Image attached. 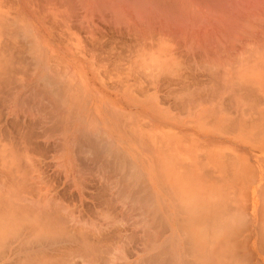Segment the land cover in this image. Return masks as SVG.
I'll return each mask as SVG.
<instances>
[{
  "label": "bare ground",
  "instance_id": "obj_1",
  "mask_svg": "<svg viewBox=\"0 0 264 264\" xmlns=\"http://www.w3.org/2000/svg\"><path fill=\"white\" fill-rule=\"evenodd\" d=\"M192 1H190V2H192ZM235 1L242 3V5L243 4H246V5H244V7L241 5V8L243 7L242 8L243 12H240V13L239 12L235 13L232 10V8H236V7H234L233 4H232V6L230 5L229 7H231L230 8L231 12L229 11L230 12L229 16H233L234 19H235L234 15L242 17L243 16L242 13L245 14V12H246L245 9L248 8L249 2L251 5V7H249V8H252V11H251V9L248 11L249 12L251 11L250 13L252 15H250V13H249V15L245 14V16L247 15V20L245 19L244 16H243L244 18L242 17V19H243V21L246 20L247 22H244V23H242V20L239 22L240 19L239 20L235 19L236 21H234V23H235V25H237V27L235 25H234V27L237 29H235L233 27L234 23L232 24V23H230V21L228 23V21H227L229 26L232 24L231 28H230L231 31L233 30V28L235 29V31H237L236 36L238 37L237 38L236 36H234V38H232V39L230 38V40H234L235 38H237V43L235 42L236 41L235 40V41H233L234 43L231 42L230 44L231 45L237 44L238 46H239V44H240V46H241V44H243L242 46L244 47V45H245V49H247V51L248 50L249 51L247 52L245 50V52L244 51L241 52V50H240V52H237L239 55L236 53V55L234 54V57L231 55L229 57V53H228L227 58H224V55L226 56L225 53L227 50V48L224 47V45L226 43L224 41L226 40L227 35H229L231 31L229 30V28H227L228 24L225 23V21H221L222 18L217 19V22L219 23V25L212 26V28H213L212 31H214L213 34L214 35L216 34L215 35L216 37L213 35H211V36H213V40L215 42H217V45H216L217 50H218V47L220 49L223 47V53L225 52L223 55V58H224V61L225 60H227V61H225V63L224 62L219 63V64L215 63V61H216L215 59H217L216 56L220 55L221 53H220V50H219V52L217 51V54L214 51L213 53H215L216 56H215V54H213L215 56V58L213 59L214 62H212V64L215 63L214 65L217 67L214 66V68H213L211 64L207 65L206 60H207V57L209 56V53H208L207 54L208 56L206 57V60H205L206 62L204 60H202L205 63L204 65L202 64L203 70L207 74L205 81L202 80L204 78L201 79V77L200 78L197 77L200 74H197V76L195 74L196 72L193 74L192 73L193 71H191V69H190V71H191L190 73L193 74L192 76H194L193 77L194 78L193 83L191 82V80H192L191 78H189V81L191 82V84L187 80V77H190V75H187V77H186L185 76L186 74H184L185 64L187 62L182 60V58H183V57L181 58L182 55L178 56L180 54V50H179V54H178V48H180V46L178 44V38L180 37V35L177 32H175L174 34H177L176 36L179 35V37H176L175 35L174 36L176 38L173 37V35L171 37V34H169V30L171 29L172 26L169 27V26L163 25V27H164V28L162 27L163 32H164V29H166L165 33H163L161 30V32L164 34L163 35L164 37L162 35L160 36L158 33V35L161 38L162 37L164 38L163 39L164 42H162V46L160 45V47H159V49L161 47L163 49V50L160 49V50H162V53L160 51L161 59H163L162 56L164 53V60L162 61V63L164 62V72H162L161 70L159 72L164 73V75H163L164 83H165V81L167 82V84H168L167 88H169V89L175 88V90H173V92H171L172 90H168L170 92V94H168V95L171 97L172 100L174 99V104H172V106L178 112H185L184 109L188 105H189L188 109L191 108L193 110L190 114H188L186 116L189 120L179 121L178 119H176L177 117H172L171 115L167 114L166 112L168 110L164 111V118L166 119V121L170 122L171 124H172V122H174V123L179 124V125L175 126L174 124H172V126L174 127L172 129L164 128V139L163 138L161 139V137H163L162 135L159 136L157 134L156 135L153 134L154 133L153 131L156 130L157 126L153 125L152 127L155 126L156 128L154 130H152V129H150L151 127H149V125H148V128H149V130H148L147 128H144L143 126H138V124L135 120L130 119V118H133L130 115H128V119H126L121 114L107 111V113L109 114V119L115 120V118H118L120 120L121 124L117 128V132L122 134V136L124 137V144H128V146H130V148H134L133 146H135V148H136V146H137V148H140L141 151L143 152V155H146V156L149 155L148 157L149 158L151 157V160H155L153 163L151 162L154 167L159 165L158 160L160 158H164V165H163L164 166V173H168V175H167L166 179H162V181H159V182H160L161 187L164 186V188H162V189H164V217H163L164 220L163 221H164V224L167 225V227H170L168 229H170L171 231L169 232L168 230H166L169 232V235H168L169 241L164 239L163 243L160 242L157 245L154 244L156 246V250H157L158 254H160V255H158V254L157 255L160 256V258H161V256L163 258L166 257L163 259L164 263H163L162 259H161V261H159V262H162L163 264H264V259L261 260L260 262H258L257 258L254 257L255 255L253 256L252 254H250L251 251L248 252V248H249L248 245L250 244V242L248 244L246 243L247 240L244 243L240 242L242 240L241 239L242 236L246 238V236H248L249 234H252V229H251V220L252 219L250 218V215H249V214H251V211L249 210L250 205H248V203H249V190H250L249 188H250V185H252L251 181L253 178V176H252V174H253V165H252L253 162L251 161V159H248L250 157L246 156V151H250V150L256 151L258 149V151L261 150V152H264V141H262V138L264 137V110H263L262 106H264V103L262 106H258L259 104L257 102V98L255 97V94L258 93V90L261 88V86L264 82V37L259 36V32H258V34H256L258 29H259L258 28V25L260 24L259 22H262V21L264 22V0H241V1L234 0V3H238ZM4 2H6V1H4ZM190 2H188V3H190ZM227 2H228V0H227ZM245 2H247V3H245ZM23 3H24L23 5H25L24 8L27 9L29 12H31L32 15H34V12L36 9L34 7L32 9L29 6L30 5L29 2L27 3V2L23 1ZM174 3H175V1H174ZM3 4H6V3H3ZM16 4L12 3L9 5L14 6ZM170 4H171V2H170ZM192 4H194V3H192ZM173 5H175V4H173ZM112 7H113V5H112ZM237 7H238V5H237ZM21 8H23V7H21ZM238 8H240V7H238ZM8 9H6V7H3L2 4L0 3V98L2 100L7 101V102H5L7 104H5V103L4 104L8 105L7 106L8 109L6 108L8 114H11L12 112L25 113L27 111L29 113H31L34 110L37 113L36 114L37 116L34 115L35 116V117L33 116L34 118L31 116L32 119H35L36 117L40 118L41 114L44 113L47 115L46 116L47 121L52 123L51 125H52V128L54 127V129L51 130V128H49L50 132L48 134V137H50L51 134H54L55 137H57L58 139L66 140L67 138L70 139L71 138L70 136H73V138H76V136L78 137V135L80 134V136H82L83 138H84V136L87 137L86 139L85 138L84 139L86 141H88V143L89 142L91 143L92 141H94L92 143L95 144V142L98 141V143H97L98 145L95 144L94 148L99 147L98 149H100L101 147L102 148L104 147L103 149L101 148L104 151L100 150V152H101L100 153L99 150L97 149L96 151H98V152H96L95 157H97V159H98V156L102 157L101 155H103L105 153V156L109 155L108 157L106 156L107 158L114 157V161L112 160L113 158L111 159L113 161L112 166L115 165V164H113L115 162V158L117 161H119V162H115L118 164H116L117 166H113L114 168L111 167V165H110L111 162H110L109 165H106V166H109L108 169L111 170V168H112V170L113 169L115 170L116 167H119V164H120L121 166H120V168H117V173H118V169H121L122 171H128V172H126V174L122 172L124 174V176L120 179H118V177H116L117 174L114 173V171H112L113 174H115L114 175L115 179L117 178V180L121 181V182L118 181L120 183L119 184L120 187H118V188H121L123 186L122 184H124V187H122V188H125L124 190L120 189L122 192L119 191L117 188H115V190L120 192V195H119V193H117L118 197H116V198H118L117 200L119 201V204H122V206L120 205V207H122V209H124V206L126 207V205L129 202L134 207H137L138 204L139 205L141 204L142 207L145 206V204L147 203V202L145 203V201H147L146 198H145L146 200L143 201L145 204H142L143 202H138V199L140 200L141 197H138V199H137V196L139 194H141V195L144 194L145 196L148 195V202L149 203H147V204H150V206L147 205V206H149V207H147V209H148V211H150L152 209V207H151L152 202L150 200H152V198H153V194H151L152 189L149 188V187H151V184H150V186H148L147 182L145 181L146 180L145 176L143 177L142 174L144 172H146L147 170H151L153 168V166H151V164H146L143 167V164L141 165L140 163H138L139 160L134 156L138 154L137 152L139 149L134 148V149H131L129 151V150H127L128 147L125 148L124 145H122V144H120L121 146L118 148L115 144L116 142H115L114 138H113V140L110 139L109 134H107L106 132L101 133V131H103V130H101L98 127L99 123L96 122L94 117H93L95 120L94 122H95V124L98 123V125H96L97 127H95L94 124L91 125L92 120L91 119L88 120L90 118L88 105H90V104L89 103L86 104V98H87L86 91L83 90L82 88H80L79 86H77L76 84H74V83H76V79L74 78V76H72L68 73L69 70L67 69L66 65L61 62V60H59L56 57H51L50 55L47 54V52L44 50V48H46L45 42L41 39V37H40V35H38V33L36 34L34 32V30H32L31 25L25 21L24 16L23 15L21 16L20 14L19 15L21 17L20 16L16 17V15L12 16V15H14L12 11H14V10L16 11L17 8L16 9L13 8V10H11L12 8L11 9L8 8ZM118 9L119 8L117 7V10ZM223 9H224V7H223ZM113 11H114V9H113ZM140 11L141 10H139V13H140ZM224 12H225V9H224ZM19 13H21V11H19ZM137 13H138V11H137ZM192 13H191V16H193ZM197 13L198 14L201 13L204 15V13H202V12L197 11ZM15 14H17V13L15 12ZM69 14H68V16H69ZM141 14H142V18H144L142 12H141ZM198 14H197V16H198ZM207 14H209V13H207ZM210 14H212V13H210ZM216 14H219V13L216 12ZM226 14H229V13L227 12ZM137 15H140V14H137ZM194 15H196V12H194ZM214 15L215 14H213V16ZM220 15H221V13H220ZM145 16H147V14H145ZM249 16L252 18V20H253L252 22H249V20H248ZM140 17H141V15H140ZM158 17H159V15H158ZM171 17H172V15H171ZM193 17H192V20L195 18V17L194 18ZM69 18H70V16L66 19L68 20ZM225 18H226V16H225ZM225 18L223 20H225ZM236 18H238V17H236ZM173 19H175V18H173ZM185 19L186 20H183V21H186L187 23L185 22V25L186 24L188 25L189 19H187V18H185ZM203 19H205V18L203 17ZM170 20H172V19H169V21ZM182 20H181V22H182ZM143 21L139 20V22H141V23ZM172 21H171V23H173ZM177 21H178V19H177ZM199 21H200V18H199V20H197V22L199 23ZM205 21H209V20H205ZM213 21L216 22V17H215V20H213ZM193 22H194V20H193ZM63 23H64V25L63 24L62 25L65 26L66 22H63ZM132 23H135V22H132ZM144 23L145 22H143V24ZM161 23H159V25ZM194 23H195V26H196V24H198L196 22H194ZM208 23L211 25L212 22H208ZM236 23H238V24H236ZM146 24L148 27H150V24L148 22H146ZM146 24H145V26H146ZM205 24H206V22H205ZM213 24H214V22H213ZM133 25L135 27V24H133ZM175 25H176V23H175ZM187 25L185 26L186 29L182 30V31H184V34H185V36H183L184 38L182 37L185 40L183 45H184V47L188 45L189 48H191V49L196 48V51L197 50L199 51V49L202 48L203 45H205L209 42L208 41L209 39H207V37H205V36H209L208 31L211 27L209 26V28L207 29L206 27H204V25H201L207 30V31H201V30H195L199 26V24L196 26V28L194 27L195 29H193V27H192L191 30H189V26H187ZM193 25L191 23V26H193ZM261 25H262V28H264L263 27L264 23ZM44 26H46V25H44ZM201 26H199V27H201ZM153 27H155V26H153ZM221 27H223L222 30H220ZM46 28H47V26H46ZM135 28H137V27H135ZM151 28H152V26H151ZM151 28H149V29H151ZM45 30L43 29V31H45ZM47 30H48V28H47ZM145 30H147V29H145ZM139 31H141V30H139ZM158 31H160V30H158ZM235 31H233V33ZM135 32H136V30H135ZM238 32L240 33V36H238ZM154 33H156V32H154ZM171 33H173V32H171ZM180 33H181V31H180ZM227 33H229V34H227ZM233 33L231 32L232 35H233ZM55 34H57V33H55ZM55 34L52 35L53 39H54ZM143 34H144V32L141 35L143 36ZM204 34H207V35L204 36ZM65 35H67V33H65ZM71 35H74V34H71ZM254 35H255V37H254ZM55 36L57 38H59L57 35H55ZM137 36H139V32H138ZM220 36H222V37H220ZM56 37H55V39H56ZM148 37L145 38V40L148 39ZM59 39L57 40V42L59 41ZM61 39H62V37H61ZM61 39L59 42H61ZM69 39H71L72 42L74 41V40H72V39H74V37L71 38L70 34H69ZM151 39H149V42L151 41ZM145 40H143L144 45L146 44ZM152 40H154V39H152ZM159 40H162V39H159ZM71 41L67 40V42H65V40H64L65 46L67 47V48L65 47L64 49L67 53H68V48H69L68 44ZM155 41H156V39H155ZM227 42L229 44V41H227ZM140 43L143 45V42H140ZM140 43L138 42L137 44L140 45ZM181 43H180V45H181ZM61 44H63V43L61 42ZM147 44H149V43L147 42ZM212 44H213L212 49H214V47L216 48V46H214L215 43L212 42ZM122 45H124V44H122ZM234 45H233V47H231L233 52L236 50L234 48ZM129 46H130V44L128 45V47ZM148 46L149 45H147V47H144V49H146L147 51L150 47L152 48L153 45L151 46V44H150V47H148ZM124 47H122V48H124ZM128 47H125L126 49L124 48L125 51H127V49L130 48V47L129 48ZM140 47H141V45H140ZM173 47H175V48H173ZM235 47H236V45H235ZM153 48H155V53H156V50H157L156 45H154ZM208 48H210V46ZM239 48L243 50V48H241V47H239ZM172 49H176V51H173L174 53H172L171 52ZM181 49H183V48H181ZM237 49H238V47H237ZM136 50L139 51V49H137V48H136ZM202 50H203V52H205L204 48ZM137 51H136L137 54L134 53V58L131 56L133 58V59L132 58L130 59L131 60V62H130L131 68H129L128 70L126 69L127 70L126 71L124 68H127L126 67L127 65L125 67L123 66L124 68L122 67L121 61L119 60V58H121L122 56L119 55L116 58V60L118 59V62L111 60L112 63L114 64L113 68H112L113 69L112 74L108 73L109 75H107V76L105 75L104 77L108 78L112 82L115 81L116 84L112 85L111 89L113 88L116 91L118 90L117 92L122 91V92H124V94H128L131 96L136 95V94H140V93H141V95L142 94L145 95V93H146L149 96L154 95V97H155L156 94H153V93L149 94L152 91H150V92L146 91L148 89L146 85L148 83L150 84L151 87L154 84L156 86L157 85L156 83H158V85H159L160 82H158V80H159L158 77H160V75L158 73L159 76L157 77L156 68H155L156 71L154 69H152L151 66H153L152 64H154V63H152V64L147 63V60H148V57L150 54L147 55V53L142 51V50L139 52H137ZM238 51H239V49H238ZM78 52H79V50H78ZM175 52L177 55L175 54ZM191 52L192 51H190V53ZM233 52L231 51V53H233ZM119 53L122 54V51H120ZM182 53L183 52H181V54ZM194 53H195V55H197V57L200 56V55L196 54V52H194ZM245 53H247V54L245 55ZM151 55H152V52H151ZM151 55H150V57H151ZM156 55L158 56L159 54L156 53ZM189 56L188 57L186 56L187 59L189 58ZM154 57L155 56L152 57L153 60L156 59ZM186 57H184V60ZM192 57H190V58L194 61V59ZM218 57L220 58V56H218ZM198 58H200V57H198ZM198 58H196V60H195V62H193V64L196 63V61L199 62ZM152 59H151V61H152ZM222 59H220V62ZM210 60L211 59H209L208 61H210ZM234 60H236V61H234ZM211 61H210V63H211ZM108 62H110V60H108ZM190 63H187V67H188V65L189 66L191 65ZM200 64H201V62H200ZM208 64H209V62H208ZM161 65L162 64L160 63L159 68ZM194 65L196 67L197 63ZM205 65H207L206 66L207 68L204 67ZM218 65H219V67H218ZM156 66L158 67V65H156ZM121 67L125 71V73L122 72L123 76L120 72L122 70ZM199 67H201V65ZM106 69H105V71H106ZM153 70L155 73L153 72ZM187 70H189V68ZM107 71H109V70L107 69ZM97 72L94 71L93 74H97V76H99L98 73L100 71L98 73ZM105 74H106V72H105ZM118 74H120L121 76H118ZM109 76H110V78H109ZM200 79L202 81H200ZM31 80L34 81L35 84H31L29 86L22 84L25 82H30ZM161 80H162V78H161ZM147 81H148V83H147ZM102 82L104 83V85H107V83L104 80H102ZM158 85H157V87H158ZM160 87H162V86H160ZM164 87H165V85H164ZM108 88L110 89L109 86H108ZM30 94H32V99L34 98L36 101L37 100L39 101V104L36 102H35L36 105L34 104V102L31 99ZM170 97H168V98H170ZM262 97L264 100L263 92H262ZM23 98H24V100H23ZM155 102L152 101L151 103L150 102L148 103V101H146V102L142 103L141 105L146 106V108H147L149 105H152V103H155ZM17 103L19 105H21L18 110L16 108H14ZM127 105L132 106V104H127ZM29 106H31V107H29ZM156 106L155 105L152 106V108H151V110H153L152 112H154L157 109ZM154 107H155V109H154ZM2 112H4V111H2ZM5 114H6V112H5ZM17 114H18V118H19V116L21 114L20 113H17ZM95 114H94V116H95ZM101 117H103V116H101ZM150 119H152V118H150ZM22 120L25 121V115L23 116ZM106 120H108V116H106ZM152 121H153V119H152ZM161 121H162V119H161ZM13 122H11V123H13ZM18 122H19V120H18ZM21 122H23V121H21ZM25 122H24V125H23V123H21L19 127H21V126L25 127ZM14 125H16L15 122H14ZM28 125L25 128L31 129V126H28ZM85 126H88V128ZM19 127H17V128H19ZM178 127L181 128L180 131L182 129H184L185 132L188 134V137L182 136L181 132L176 133ZM17 128L15 127V128H13V130H15ZM98 128L101 130L100 132H99V130H97ZM160 129H162V128H160ZM105 130H107V129H105ZM17 131H18V129H17ZM28 131H30L31 134L33 132V130L32 131L28 130ZM25 132H26V130H25ZM89 132L90 133L92 132V133L90 134ZM117 132H116V134H118ZM17 133H20V131H18ZM101 134H102V137L104 140L102 138H100ZM22 135H24V134H22ZM22 135H21V137H22ZM26 136L29 137L30 136L29 133L26 134ZM98 136H99V138H98ZM190 136L192 137L191 138L192 140L189 139ZM193 136H195L194 137L195 139H193ZM197 136H199L202 139H206V140H208V139L209 140L210 139H216V140L212 141L211 145H209V143H208L209 147L207 145L196 146L199 143L198 141H200V138H197ZM90 137L91 138L94 137V140L91 139ZM30 138L35 139V136H32V137L30 136L29 139ZM23 139H25L24 136L21 138L22 142L24 143ZM29 139L27 141L31 142L30 141L31 139L30 140ZM34 139H33V142L36 143V139L35 140ZM90 139L92 141H90ZM77 140L81 142V139L78 138ZM100 140H102L105 145L104 144L99 145L100 143H102V142H100ZM161 140H164V147H162L163 142ZM206 140H205V142H206ZM84 141H82L81 144L84 145V143H85ZM194 141H195V143H194ZM220 141L223 143H219ZM81 144H79V145H81ZM85 144H87V143H85ZM30 145L34 146L33 143L29 144V146ZM244 146H248L249 148L242 149V147H244ZM86 147L88 148V144L86 145ZM75 148H77V147H75ZM84 148H85V146H84ZM92 148H93V146H92ZM86 149H85V152H88L89 151L88 149H91V148H88L87 151H86ZM93 149H92V151H93ZM225 149H227V151ZM79 150H80V152H83V151H81L80 148H79ZM77 151H78V149H77ZM77 151H76V153H77ZM133 151H136V153H134L135 155H133ZM85 152H83L82 154H84L83 156L88 157V158L84 157L85 159L88 160L89 156L91 157V155L88 152L87 155H89V156H87L85 154ZM33 154H31L30 156H34ZM140 154L141 153L139 151L138 155H140ZM2 156L5 157L4 155H2ZM79 156L80 155H78L77 157H79ZM92 157H93V153H92ZM100 157H99V159H100ZM106 157H104L103 159L105 160ZM32 158L34 159V157H32ZM29 159L27 160V162L29 161ZM79 159H81V158H79ZM109 159L107 161H109ZM4 160H6V158H3V161ZM77 160H78V158H77ZM93 160H94V158H93ZM81 161H79L81 164L79 163L77 166L80 169L81 174H83V173L86 174L87 171L85 172V170H84V172H83V169H84L83 165L84 164L82 162H84V161H82V162ZM6 163H5V165L3 163V166H0L1 167L0 169L2 171H7L8 173L7 172L4 173L0 170L2 175L4 173V174H7V175L9 174V175L13 176V173L10 172V170H9V168L11 169V167H8L6 165ZM85 163L87 164L88 162H85ZM154 163H155V165H154ZM96 164H98V163H96ZM263 165H264V162H263ZM86 168L87 167H85V169ZM92 168H93V166H92ZM102 168H104V167L102 166ZM88 169H89V167H88ZM88 169H86V170H88ZM90 169H91V167H90ZM95 169H97V167ZM16 170L20 171L19 175L15 174ZM16 170L14 171L15 172L14 174L16 175L14 177H15V179H16V177L19 179L22 178V180L20 179L21 183H22V184H20L21 187L22 186L24 187V185H26V186H29V188L33 187V188H35V190L39 191L38 188L36 189V187H34L35 184L34 185L32 184L30 186L29 184H27L28 182L25 183L27 180L24 181L26 176H27V174H26L27 171L29 172L28 176H30V170L28 168L27 169L22 168V171L19 170L18 168ZM33 170L35 173L36 170L35 169H33ZM97 170H95V171L97 172ZM105 172H107V171H105ZM108 173H110V172H108ZM81 174H79L78 177H81L80 176ZM85 174H83V175H85ZM103 174L106 177L107 173H103ZM21 175H23V176H21ZM118 175H119V173H118ZM162 175H163V173H162ZM101 178H103V176ZM11 179H12V177H11ZM26 179H28V178H26ZM79 179H81L80 181H82V183L79 181L78 182L83 185L82 178H79ZM121 179L123 180V182ZM163 180H164V183H163ZM13 181L14 182H11L12 184L17 182V180L16 181L13 180ZM2 182H4V181H1V184L3 186L4 183H2ZM32 182H34V181H32ZM102 182H103V180H102ZM253 182H254V179H253ZM5 183H7V182H5ZM109 183H111L110 184L111 187H109L108 189L116 186L114 181L109 182ZM7 184H5V186ZM143 184H144V186H143ZM137 185H140L142 188L141 189L137 188ZM17 186H18V184L16 185L15 190H13L14 189L13 188L12 191H11V189H10V191H8V190L3 191L4 188H1L2 191L0 190V247L4 248L5 247L4 243L9 242V240H8L9 237H14V236H9L8 234L11 235V232H13V231L16 234H19V233L22 234V232L17 233L19 230L17 232H15V230H17V228H19L22 225H24V226L26 224L30 225V223L36 225L38 228L33 229V230H35V231H33V233L28 232L29 234L30 233H32V234L21 239V245L20 246L18 245L19 248H17L18 246L16 247V245L14 246L15 248L13 247V249H16L14 251L16 252L15 254H17V255H18V252H17L18 249H21L23 246L26 247L27 245L30 247V245H33V244H31L33 242V240H35V242H37L38 244H39V240L40 241H41V239L45 240V241H43V243H40V246H43V244L46 243L44 245L51 247L52 245H50L51 243H49L51 241V240H49L50 237H47L46 233L47 234L53 233L55 237H57L58 235L60 236V232H61L62 227H63V231L61 233V236H64V235L66 236V234L63 235V233H66V231L64 232V228L68 227V226H65V227L63 226L65 222H63L62 220H64V219L60 220L61 218L58 217L57 215H56V217H53L54 214H50V212H48L50 214L48 216H46L47 214H45L43 216L37 215V214H31V212H34V211L37 212V211H40V209L36 211L35 208L37 207V205L34 207L31 202H28L29 200L33 201L35 199H29L27 197L28 200H26V197H24V194L27 195V193H25L26 189L24 191V188L22 187L23 188V191H22V188H20L18 186V188H20V189L17 190ZM8 188H9V185H8ZM10 188H11V186H10ZM32 189H29V193L33 192V191L30 192V190H32ZM112 190L113 189H110V191H112ZM37 191H36V193L35 192H33V193L37 194ZM105 192H106V190H105ZM136 193H138V194L136 195ZM38 194L40 195V193H38ZM29 196H31V194H29ZM100 196H102V195H100ZM33 197L38 198L36 195H34ZM51 197H52V194H51ZM42 198H43V196H42ZM43 199H41V200L43 201ZM51 199H53V198H51ZM51 199H50V202H51ZM143 199H144V197H143ZM52 201H54L53 203L56 202L55 199H53ZM114 201H116V200H114ZM48 202H49V200H48ZM48 202L46 201V205ZM50 202L48 204L50 206H52L53 204L51 205ZM57 202H56V204H59ZM27 203H29V205H32L33 207H30ZM34 203L37 204L36 200ZM43 203H44V201H43ZM40 205H42V203ZM49 205L45 206V207H47L46 211H48V209L51 208V207L49 208ZM53 206L57 207V205H53ZM127 206L130 207V210H127L128 213H130L131 210L134 209V207L129 206V204ZM128 207H126V209H128ZM142 207L141 208L138 207V208L142 209ZM154 207H156V206H154ZM262 207H264V206H262ZM37 208H41V207H37ZM64 208L68 209V211H70L69 210L70 207L68 208L66 204H65ZM149 208H150V210H149ZM30 209H31V211H30ZM56 209H54V210H56ZM73 209H72V211H73ZM28 210H29V212H28ZM146 210H145V208H144L143 212L138 210L139 212L144 213L141 215H144L145 217L142 216L140 218L144 217L145 220L141 219L140 221H142V222H139V223L137 222L138 224L135 223L139 226L144 227L145 230H147L146 227L150 224V222L148 220H146V216H147L146 214H149L151 216L150 212L153 211L154 209L148 213ZM65 211H67V210H65ZM75 211H77V210L75 209ZM144 211H146V212H144ZM41 212L43 213L42 210H41ZM57 212H58V210H56V213ZM103 212L105 213V210H103ZM106 212H108V211L106 210ZM159 212H160V209H159ZM28 213L31 214L33 217L28 216L29 215ZM64 213L66 214V212H64ZM39 214H41V213L39 212ZM127 214H126V216H127ZM59 215H61V212ZM69 215H70V213H69ZM71 215L73 216V213ZM131 215H132V213H131ZM72 216L71 217L69 216L70 218L69 217L68 218L72 220L76 217V215H75V217L74 216L72 217ZM78 216H80V215H78ZM106 216H107V214H106ZM61 217L63 218L64 216H61ZM101 217L104 218V216H101ZM113 217H114V215L112 216V218ZM136 217L139 219V216H136ZM64 218H66V217H64ZM78 218L79 217H77V219ZM103 218H101V219L106 220L107 217H105L104 219ZM112 218H110V219L112 220ZM152 218H153V215H152ZM118 220H119V218H118ZM127 220L125 222H127ZM70 221L67 222L68 225H69V223H71ZM77 221H75V222L77 223ZM109 221H108V223H109ZM130 221L132 222V220H130ZM151 222H153V220H151ZM262 222H261V225L263 226ZM80 223L83 224L81 221L77 224L78 225L77 227H79ZM85 223H84V225H85ZM90 224L92 225L93 223L90 222ZM70 225H69V228H70ZM137 225H136V227H137ZM150 225H152V224H150ZM259 225H260V223H259ZM30 226H28V227H30ZM73 227L76 228L75 226H73ZM83 227L85 228V226H83ZM86 227H87V225H86ZM92 227L94 228V225H92ZM88 228H90V227H88ZM107 228H108V226H107ZM21 229H24V228L21 227ZM25 229H27V228H25ZM71 229H72V231H75V229L74 230H73V228H71ZM94 229L98 232V230L96 228H94ZM158 229H160V228H158ZM164 229H166V228H164ZM164 229L162 228V230H164ZM65 230H66V228H65ZM70 230H68V231H70ZM78 230H80V229H78ZM78 230H77V232L76 231L75 232L78 233L79 235L78 234L77 235L80 237L81 232L79 233ZM23 231H25V230H23ZM41 233H45V236H43V234H42V236H40ZM71 233H72V235L74 234L73 232H71ZM83 233H84V231H83ZM156 233H157V230H156ZM163 234H164V231H163ZM165 234H167V233H165ZM255 234H256V237H258L260 240V244L259 243L258 244L260 246V249H262V255L264 257V229H260L259 232L256 231ZM12 235H14V234H12ZM67 235L70 236V233ZM77 235H74V236H77ZM82 235L83 234H81V236ZM61 236H60V238H61ZM68 236H67V240H68ZM84 236H85V234H84ZM169 236H173V237L170 238ZM20 237H21V235L19 236V238ZM79 237H78V239H79ZM75 238H77V237H75ZM75 238H73V240ZM81 238L79 239V241L82 239H84L86 241V239L88 237L85 236L84 238H82V239ZM115 238H114V240H115ZM258 238H257V240H258ZM16 239H17V237H16ZM51 239H53V238H51ZM71 240H72V238H71ZM13 241H15L14 238H13ZM87 241H89V240L87 239ZM91 241H93V240H91ZM95 241H97V240H95ZM148 241H150V240H148ZM108 242H109V240H108ZM154 242H155V240H154ZM67 243H69V241ZM77 243H78V241H77ZM80 243H81V241H80ZM80 243H78V244H80ZM89 243L91 245H93L92 247H94V243H91L90 241H89ZM10 244H12V243H10ZM14 244H16V241L14 242ZM90 244L88 246H90ZM103 244H105V243L103 242ZM142 244H143V242H142ZM35 245H33V246H35ZM63 245L65 247L68 246L67 244H63ZM85 245L87 247V244H85ZM8 246L10 248L11 245H8ZM96 246H98V245H96ZM105 246H103L104 248H102V249H105L108 245L106 247ZM29 247H28V249L27 248H25V249L29 250ZM73 247H75V246H73ZM92 247H90V249L86 248L87 253L85 252L84 254L88 255L89 252H91V254H92L91 256H93V252L95 253V250L94 249H93L94 251L91 250ZM51 248L53 249V246ZM150 248H152V247H149L148 249H150ZM163 248H164V250H163ZM177 248H178V252L176 251ZM25 249H24V251H25ZM76 249L78 250V252H79V250L81 252V249H78V248H76ZM84 249L85 248L83 247V250ZM102 249L100 251L101 253H102ZM0 250H1V248H0ZM6 250L7 249H5V251ZM60 250L62 251L63 249H60ZM99 250H97V251H99ZM143 250L141 252H143ZM2 251H4V250H2ZM8 251H11V250H8ZM43 251H44V249H43ZM46 251H48V250H46ZM50 251H49V255H50ZM104 251H106V250H104ZM139 251H140V249H139ZM144 251L145 252L143 253V255L147 254L149 252L148 250H144ZM154 251H153V253H154ZM163 251H164V256L162 255ZM174 251L176 252V254ZM68 252H70V251H68ZM68 252H67V254H69ZM78 252L75 254L80 256L79 255L80 252H79V254H78ZM106 252H108V251H106ZM141 252H139V254ZM37 253H35V254L38 255L39 253L38 254ZM1 254H2V256H0V261L2 262L6 259V257L8 255L4 256L3 253H1ZM10 254L12 255L13 252ZM35 254L33 255V257L35 256ZM41 254H42V252H41ZM71 254H72V252H71ZM75 254H74V256H76ZM96 254H97V252H96ZM13 255H12V257H13ZM49 255L46 252V253H43L42 255H39L36 258H33L31 256L33 260L29 257L32 261L29 264H67L66 262H68V261L65 262V260H67V258L70 256L69 255L67 258L65 257L66 259L63 258L65 260H63L61 258V260H59L60 261L59 262L57 260L58 257L51 260L52 254L50 256ZM53 255H54V253H53ZM120 255H122V254H120ZM157 255L151 256V257L148 256L149 260H150V258H152L150 260L151 263H148V264L154 263L156 261V259H158ZM72 256H73V254H72ZM91 256H89V257L91 258ZM155 257H156V259L153 260ZM8 258L10 259V256H8ZM29 258H28V260H29ZM90 258H88V259L91 260ZM99 258H101V257H99ZM13 259H16V260H9V261H12V264L16 263L13 261H17L18 258H15V256H14ZM56 260H57V262H56ZM85 260H87V258ZM97 260L95 259L94 262H97ZM152 260H153V262H152ZM7 261H8V259H7ZM74 261H75V259H74ZM91 261H93V260H91ZM22 262H24V261H22ZM84 262H83V264H84ZM159 262L157 260V264ZM143 263H144V261H143ZM146 263H147V259L145 260L144 264H146ZM17 264H19V263H17ZM96 264H99V263H96ZM154 264H156V263H154Z\"/></svg>",
  "mask_w": 264,
  "mask_h": 264
},
{
  "label": "rangeland",
  "instance_id": "obj_2",
  "mask_svg": "<svg viewBox=\"0 0 264 264\" xmlns=\"http://www.w3.org/2000/svg\"><path fill=\"white\" fill-rule=\"evenodd\" d=\"M4 1H6V2H4ZM14 1V2H13ZM20 1V0H19ZM18 0H0V3L2 4V6L3 7H6V9H8V8H12L11 10H13V8H17V10L15 11H12L13 12V14L14 15H12V16H15L16 15V17L17 16H24V18H25V21L26 22H28L30 25H31V28H32V30H34V32L37 34L38 33V35H40V37H41V39L45 42V46H46V48H44V50L47 52V54L48 55H50L51 57H56V58H58L59 60H61V62L62 63H64L65 65H66V67H67V69L69 70L68 71V73L70 74V75H72V76H74V78L76 79V83H74V84H76L77 86H79L80 88H82L83 90H85L86 91V93H87V98H86V104H90V105H88V108H89V116H90V118L88 119V120H92V124L91 125H95V127H97L96 125H98V123H99V125H98V127L101 129V130H103V131H101L99 128L97 129V130H99V132L101 131V133L102 132H106L107 134H109V138L110 139H112L113 140V138H114V140H115V144H116V146L119 148L121 145L120 144H122V145H124V147L125 148H127V150H131V149H134L135 148V146H133L134 148H130V146H128V144H124V137L122 136V134H120V133H118L117 132V128L119 127V125L121 124V122H120V120L118 119V118H115V120L114 119H109V114L107 113V111H110V112H114V113H118V114H121L124 118H126V119H128V115H130V116H132L133 118H130V119H133V120H135L136 122H137V124H138V126H143L144 128H147L148 130H149V128H148V125H149V127H151L150 129H152V130H154L156 127L155 126H157V128H156V130H154L153 132V134L154 135H159V136H163V137H161V139L163 138L164 139V128H167V129H172V128H174L173 126H172V124H174L175 126H178L179 124H176V123H174V122H172V124L170 123V122H168V121H166V119L164 118V111H167L166 113L167 114H169V115H171L172 117H177L176 119H178L179 121H186V120H189L186 116L188 115V114H190L193 110L191 109V108H189L188 109V106H186L185 107V109H184V111L185 112H178L173 106H172V104H174V99L172 100L171 99V97L168 95V94H170V92L168 91V90H172L171 92H173V90H175V88H171V89H169V88H167V86H168V84H167V82L165 81V83H164V77H163V75H164V73H161V72H159L160 70L162 71V72H164V62L162 63V61L164 60V53H163V59H161V56H160V54L162 53V47L160 48V49H162V50H160L159 49V47H160V45L162 46V42H164L163 41V33H165V31H166V29H164V32H163V29H162V27H163V25L164 26H172L171 27V29L169 30V34H171V37H172V35H173V37H175L177 34H174L175 32H177L179 35H180V37H179V35L178 36H176V37H179L178 38V44H179V46H180V48H178V54H179V50H180V54L178 55V56H181V58H182V60L183 61H185V62H187V63H190L191 65V67L193 68H191L189 65H188V67H187V63L185 64V71H184V74H186L185 76L187 77V75H190V77H187V80L189 81V78H191L192 80H191V82L193 83V80H194V76H192L195 72V74H196V76H197V74H200V75H198L197 77H201V79L202 78H204V79H202L203 81H205L206 80V76H207V74H206V72L203 70V65L205 64L204 63V61L206 60V57L208 56L207 54L209 53V56L207 57V65H212V67L214 68V64L215 63H225V61H227V60H225L224 61V58H227V56H228V53H229V57H230V55L231 56H233L234 57V54L236 55V53L237 52H240V50H241V52L242 51H244L245 52V50L247 51V49H245V45H244V47L242 46L243 44H241V46H240V44H239V46L237 45V44H235L236 45V47H235V45H234V48L237 50H235L234 52H233V50L231 49V47H233V45H231L230 43L232 42V43H234L233 41H235L236 43H237V36H236V33H237V31H235V29H237V28H235L234 27V25H235V23H234V21H236L235 19H237V20H239V22L242 20V23H244V22H247L246 20H247V15L245 16V14H248L249 15V13L252 11V8H249V7H251V5H250V2L248 3V8H246L245 9V14L244 13H242L243 14V16L245 17V21H243V19H242V17L241 16H237V15H234L235 16V19L233 18V16H229L230 15V8L231 7H229L230 5L232 6V4H233V6L234 7H236V8H232V10L236 13H240V12H243V7H244V5H246V4H243L242 5V3H240V2H238V1H235V2H238V3H234V0H228V2H227V0H21L20 2H19ZM23 1L24 2H29V6L33 9V7L36 9L35 10V12H34V15H32V13L31 12H29L27 9H25L24 8V6L25 5H23L24 3H23ZM174 1H175V3H174ZM184 1V2H183ZM190 1H192V2H190ZM230 1V2H229ZM239 1H241V0H239ZM6 3V4H3V3ZM170 2H171V4H170ZM188 2H190L191 4L192 3H194V4H190V3H188ZM16 4V5H14V6H12V5H9V4ZM116 3V4H115ZM134 5H133V4ZM244 3V2H243ZM245 3H247V2H245ZM10 6H8V5ZM113 5V7H112V5ZM129 6H128V5ZM173 4H175V5H173ZM177 4V5H176ZM205 4V5H204ZM5 5V6H4ZM7 5V6H6ZM119 5V6H118ZM128 7H127V6ZM133 7H132V6ZM171 5V6H170ZM190 5V6H189ZM228 5V6H227ZM237 5H238V7H240V8H238L237 7ZM241 5L243 6L242 8H241ZM250 5V6H249ZM254 5V4H253ZM12 6V7H11ZM21 7H23V8H21ZM116 7V8H115ZM117 7L119 8L118 10H117ZM130 7V8H129ZM171 7V8H170ZM223 7H224V9H225V12H224V9H223ZM226 7V8H225ZM112 8V9H111ZM122 8V9H121ZM113 9H114V11H113ZM130 9V10H129ZM176 11H175V10ZM236 9V10H235ZM241 9V10H240ZM251 9V11L249 12L248 10H250ZM9 10V9H8ZM139 10H141L140 11V13H139ZM222 10V11H221ZM227 10V11H226ZM19 11H21V13H19ZM137 11H138V13H137ZM147 11V12H146ZM183 11V12H182ZM197 11L198 12H202V13H204V15L203 14H201V13H197ZM230 11V12H229ZM15 12L17 13V14H15ZM141 12L143 13V17L144 18H142V14H141ZM177 12V13H176ZM193 12V13H192ZM194 12H196V15H194ZM214 12V13H213ZM216 12H218L219 14H216ZM229 13V14H226V13ZM248 12V13H247ZM70 13V14H69ZM121 13V14H120ZM152 13V14H151ZM176 13V14H175ZM180 13V14H179ZM191 13H192V15L195 17H193V16H191ZM207 13H209V14H207ZM210 13H212V14H210ZM220 13H221V15H220ZM20 14V15H19ZM68 14H69V16H70V18L67 20L66 18H68L69 16H68ZM132 14V15H131ZM137 14H140L141 15V17H140V15H137ZM145 14H147V16H145ZM184 14V15H183ZM197 14H198V16H197ZM207 14V15H206ZM213 14H215L214 16H213ZM223 14V15H222ZM138 17H137V16ZM158 15H159V17H158ZM171 15H172V17H171ZM203 15V16H202ZM250 15H252L251 13H250ZM20 16V17H21ZM128 16V17H127ZM165 16V17H164ZM170 16V17H169ZM181 16V17H180ZM225 16H226V18H225ZM161 17V18H160ZM177 17V18H176ZM187 18V19H189V22H188V25L187 26H189V30H191V28L193 27V29H195L196 28V26L199 24V26H201V25H204V27H206L207 29L209 28V26L211 27L210 29H209V31H208V35L209 36H205V35H207V34H204V36L205 37H207V39H209L208 41V45L210 46V48H208L209 46L207 45V44H205V45H203V47L202 48H200L201 50L204 48V50H205V52H203V50L201 51L200 49H199V51L197 50L196 51V48L195 49H191V48H189V46L187 47V46H185L184 47V37L183 36H185V34H184V31H182V30H184V29H186V25H185V22L186 21H183V20H186L185 18ZM192 17L194 18L193 20H194V22H196V23H198L197 22V20H199V18H200V21H199V23L198 24H196V26H195V23L193 22V20H192ZM203 17L205 18V19H203ZM210 17V18H209ZM215 17H216V22H217V19H221L222 18V20L221 21H225V23H227V21H228V23H229V21H230V23H234L233 24V27L235 28H233V30L231 31V25L229 26V24H228V26H227V28H229V30L233 33V31H235L234 33H233V35L231 34V32H230V34L229 33H227V34H229V35H227V38H226V40L224 41V42H226L225 43V45H224V47L225 48H227V50H226V56L224 55V53H223V47L220 49L219 47H218V50H217V42H215L214 40H213V36H215L214 34H213V32L214 31H212L213 30V28H212V26H216V25H219V23L217 22H215V21H213V20H215ZM219 17V18H218ZM230 17V18H229ZM236 17H238V18H236ZM243 17V18H244ZM250 17V16H249ZM248 17V20H249V22H252L253 20H252V18L250 17L249 18ZM131 18V19H130ZM138 18V19H137ZM149 18V19H148ZM158 18V19H157ZM173 18H175V19H173ZM184 18V19H183ZM225 18V20H223ZM233 20H232V19ZM146 21H145V20ZM148 19V20H147ZM163 19V20H162ZM169 19H172V20H170L169 21ZM177 19H178V21H177ZM182 20V22H181V20ZM139 20L141 21H143V22H145L144 24H143V22L141 23V22H139ZM154 20V21H153ZM205 20H209V21H205ZM212 20V21H211ZM120 21V22H119ZM123 21V22H122ZM162 23H161V22ZM164 21V22H163ZM169 21V22H168ZM171 21L173 22V23H171ZM188 21V20H187ZM233 21V22H232ZM63 22H66V25L65 26H63L64 25V23ZM132 22H135V23H132ZM139 22V23H138ZM146 22H148L149 24H150V27H148L147 26V24H146ZM156 22V23H155ZM178 22V23H177ZM205 22H206V24H205ZM208 22H212L211 23V25L208 23ZM213 22H214V24H213ZM238 22V21H237ZM131 23V24H130ZM153 23V24H152ZM159 23H161L160 25H159ZM164 23V24H163ZM175 23H176V25H175ZM187 23V22H186ZM191 23H192V25L193 26H191ZM201 23V24H200ZM260 24L258 25V31H257V33L256 34H258V32H259V36H261V37H264L263 35V33H264V28H262V25L261 24H263L264 22L262 21V22H259ZM63 24V25H62ZM133 24H135V27H137V28H135L134 27V25ZM138 24V25H137ZM145 24H146V26H145ZM168 24V25H167ZM172 24V25H171ZM182 26H181V25ZM209 24V25H208ZM236 24H238V23H236ZM43 25V26H42ZM44 25H46L47 26V28H48V30H47V28H46V26H44ZM68 25V26H67ZM129 25V26H128ZM133 27H132V26ZM137 25V26H136ZM159 25V26H158ZM162 25V26H161ZM178 25V26H177ZM50 26V27H49ZM67 26V27H66ZM146 28H145V27ZM151 26H152V28H151ZM153 26H155V27H153ZM198 26V27H199ZM236 27H237V25H235ZM139 27V28H138ZM179 27V28H178ZM185 27V28H184ZM195 27V28H194ZM196 28L195 30H201V31H207L203 26H201V27H199V28ZM263 27H264V25H263ZM54 28V29H53ZM70 30H68V29ZM133 28V29H132ZM149 28H151V29H149ZM164 28V27H163ZM181 28V29H180ZM215 28V27H214ZM43 29L45 30V31H43ZM138 29V30H137ZM143 29V30H142ZM145 29H147V30H145ZM149 29V30H148ZM223 29V27H221V29L220 30H222ZM135 30H136V32H135ZM139 30H141V31H139ZM152 32H151V31ZM158 30H160V31H158ZM161 30H162V32H161ZM50 31V32H49ZM65 31V32H64ZM146 31V32H145ZM150 31V32H149ZM180 31H181V33H180ZM262 31V32H261ZM47 32V33H46ZM74 32V33H73ZM138 32H139V36H137V34H138ZM144 32V34H143V36L141 35L142 33ZM148 32V33H147ZM154 32H156V33H154ZM171 32H173V33H171ZM55 34V33H57V34H55V35H57L60 39H61V37H62V39H61V42L63 43V44H61V42H59L60 41V39L59 38H57L55 35H54V39H53V34ZM65 33H67V35H65ZM158 33H159V35L161 36H163L162 38L158 35ZM183 33V34H182ZM52 34V35H51ZM69 34H70V37L72 38V37H74V39H72V40H74L73 42L71 41V39H69ZM71 34H74V35H71ZM149 36H147V35ZM153 34V35H152ZM168 34V33H167ZM175 35V36H174ZM211 35H213V36H211ZM52 36V37H51ZM145 36V37H144ZM148 37V39H146L145 40V38H147ZM211 36V37H210ZM234 36H236L237 38H235L234 40H230V38L232 39V38H234ZM238 36H240V33L238 32ZM55 37H56V39H55ZM138 39H137V38ZM144 37V38H143ZM175 37V38H176ZM183 37V38H182ZM216 37V36H215ZM214 37V38H215ZM220 37H222V36H220ZM229 37V38H228ZM254 37H255V35H254ZM135 38V39H134ZM142 38V39H141ZM154 39V40H152V39ZM212 40H211V39ZM253 38V37H252ZM251 38V39H252ZM59 39V41L57 42V40ZM77 41H76V40ZM138 41H137V40ZM149 39H151V41L149 42ZM155 39H156V41H155ZM159 39H162V40H159ZM228 39V40H227ZM64 40H65V42H67V40L69 41H71V42H69V44H68V46H69V48H68V53L65 51V43H64ZM136 40V41H135ZM143 40H145V45H144V41ZM148 40V41H147ZM154 41V42H153ZM183 41V42H182ZM213 43H215L214 44V46H216V48L214 47V49H212V47H213V44H212V42ZM227 41H229V44H228V42ZM124 42V43H123ZM127 42V43H126ZM140 43V42H143V45L140 43V45H141V47H140V45L139 44H137V43ZM147 42L149 43V44H147ZM153 42V43H152ZM181 43V45H180V43ZM60 43V44H59ZM155 43V44H154ZM157 43V44H156ZM76 46H75V45ZM122 44H124V45H122ZM127 44V45H126ZM130 44V48L128 47V45ZM150 44H151V46H152V48L154 47V45H156V47H157V50H156V53L157 54H159L158 56L156 55V53H155V48H151L150 47ZM212 44V45H211ZM228 44V45H227ZM132 45V46H131ZM137 45V46H136ZM147 45H149L148 47H150L149 49H148V51L146 50V49H144V47H147ZM219 45V44H218ZM128 47L129 49H127V51H125V47ZM137 49H139V51H144V52H146L147 53V55H151V52H152V55H151V57H150V55H149V57H148V60H147V63L148 64H152V63H154V64H152L153 66H151L152 67V69H154L155 70V68H156V70H157V73H156V75H157V77L160 75V77H158L159 78V80H158V82H160L159 83V85H158V83H156L157 85H158V87H157V85L155 86V84L154 85H152V87L150 86V84L148 83V81H147V92H150V91H152V92H150L149 94H156V96L154 97V95L153 96H149V95H147L146 93H145V95H141V93L140 94H136V95H128V94H124V92H122V91H120V92H117L116 90H114L113 88V90L111 89V87H112V85H114V84H116L115 83V81L114 82H112V81H110L108 78H106V77H104L105 75L107 76V75H109L108 73H110V74H112V68H113V63H112V61L111 60H113V61H117L118 62V59L116 60V58L119 56V55H121L120 57L121 58H119V60L121 61V64H122V67L124 66H126L127 68H124L125 70L127 69H129V68H131V65H130V62H131V58L133 57L134 58V53H136V48ZM205 46V47H204ZM222 46V45H221ZM122 47H124V48H122ZM134 49H133V48ZM197 47V46H196ZM237 47H238V49H239V51H238V49H237ZM239 47H241V48H243V50L242 49H240ZM67 48V47H66ZM115 50H114V49ZM173 48H175V47H173ZM181 48H183V49H181ZM185 48V49H184ZM187 48V49H186ZM247 48V47H246ZM70 49V50H69ZM230 49V50H229ZM249 49V48H248ZM74 50V51H73ZM78 50H79V52H78ZM152 50V51H151ZM189 52H188V51ZM219 50H220V55H217L216 56V54H217V51L219 52ZM120 51H122V54L121 53H119ZM124 51V52H123ZM131 53H130V52ZM139 51H137V52H139ZM160 51H161V53H160ZM173 51H176V49H172V53H174ZM190 51H192L191 53H190ZM202 53H201V52ZM215 51V53H213ZM231 51L233 52V53H231ZM249 51V50H248ZM247 51V52H248ZM118 52V53H117ZM128 52V53H127ZM150 52V53H149ZM159 52V53H158ZM181 52H183L182 54H181ZM194 52H196V54H198V55H200V56H198V57H200V58H198L197 57V55H195V53ZM80 53V54H79ZM185 53V54H184ZM200 53V54H199ZM77 54V55H76ZM117 54V55H116ZM125 54V55H124ZM132 54V55H131ZM137 54V53H136ZM175 54H176V52H175ZM193 54V55H192ZM204 56H203V55ZM213 54H215V56L217 57V59H215L216 61H215V63H213L212 64V62H214L213 61V59L215 58V56L213 55ZM238 54V53H237ZM243 54V53H242ZM247 53H245V55H246ZM177 55V54H176ZM190 55V56H189ZM193 57H192V56ZM202 55V56H201ZM223 55H224V58H223ZM239 55V54H238ZM241 55V54H240ZM132 56V57H131ZM153 56H155L154 58H156V59H152V57ZM160 56V57H159ZM189 56V58L187 59V57ZM212 58H211V57ZM218 56H220V58L218 57ZM111 57V58H110ZM126 57V58H125ZM130 57V58H129ZM184 57H186L185 58V60H184ZM190 57H192L193 59H194V61L190 58ZM202 57V58H201ZM210 57V58H209ZM125 58V59H124ZM132 58V59H133ZM152 59V61H151V59ZM196 58H198L199 59V62L198 61H196V63H197V65H196V67H195V65L194 64H196V63H194L193 64V62H195V60H196ZM204 58V59H203ZM223 58V59H222ZM150 59V60H149ZM201 59V60H200ZM209 59H211L210 61H211V63H210V61H208ZM220 59H222L221 60V62H220ZM108 60H110V62H108ZM130 60V61H129ZM191 60V61H190ZM202 60H204V61H202ZM205 61V62H206ZM230 61V60H229ZM234 61H236V60H234ZM150 62V63H149ZM162 64L161 66L163 67H161L160 66V68H159V65H160V63ZM200 62H201V64H200ZM208 62H209V64H208ZM32 63V62H31ZM108 63V64H107ZM110 63V64H109ZM158 63V64H157ZM199 63V64H198ZM129 64V65H128ZM203 64V65H202ZM156 65H158V67L156 66ZM201 65V67H199ZM207 65H205L204 67L205 68H207L206 66ZM32 66V65H31ZM121 67V68H122ZM154 67V68H153ZM184 67V66H183ZM215 67H217V66H215ZM218 67H219V65H218ZM107 68L109 71H107V69H106V71H105V69ZM123 68H122V70L120 71L121 72V74H122V76H123V73H125V71L123 70ZM189 68V70H187V69ZM92 69V70H91ZM111 69V70H110ZM190 69H191V71H193L192 73L193 74H191L190 72ZM100 71L99 73H98V75L99 76H97V74H93V72L94 71ZM126 70V71H127ZM137 70V69H136ZM154 70H153V72H154ZM155 70V71H156ZM187 70V71H186ZM195 70V71H194ZM200 70V71H199ZM203 71V72H202ZM105 72H106V74H105ZM123 72V73H122ZM186 72V73H185ZM200 72V73H199ZM155 73V72H154ZM158 73H159V75H158ZM161 73V74H160ZM203 73V74H202ZM101 74V75H100ZM206 74V75H205ZM154 75V74H153ZM162 75V76H161ZM101 76V77H100ZM111 76V75H110ZM110 76H109V78H110ZM118 76H121L120 74H118ZM99 77V78H98ZM155 77V76H154ZM112 78V77H111ZM161 78H162V80H161ZM104 80L106 83H107V85H104V83L102 82V80ZM200 79V81H202ZM157 82V81H156ZM191 82L189 81V83L191 84ZM22 84H24V85H26V86H29V85H31V84H35L34 83V81H30V82H25V83H22ZM164 85H165V87H164ZM105 86V87H104ZM107 86V87H106ZM108 86L110 87V89L108 88ZM160 86H162V87H160ZM164 87V88H163ZM154 90V91H153ZM167 92V93H166ZM262 92H263V95H264V82H263V84H262V86H261V88L258 90V93L257 94H255V97L257 98V102H258V106H262L263 105V103H264V100H263V97H262ZM166 93V94H165ZM173 94V93H172ZM31 95V99H32V94H30ZM170 97V98H168V97ZM26 99V98H25ZM30 99V100H31ZM23 100H24V98H23ZM32 101L34 102V104H35V102L36 103H38L39 104V101L37 100H35L34 98L32 99ZM146 101H148V103L150 102H152V101H156L155 103H152V105H149L147 108H146V106H143V105H141L142 103H144V102H146ZM5 102H7L6 100H2L1 98H0V166H3V163H4V165H5V163H6V165L8 166V167H11V169L9 168V170H10V172H12L13 173V176L12 175H7V174H4L5 172H7V171H2L1 169V171L2 172H4L3 173V175H2V173H1V171H0V190H1V188H4L3 189V191L4 190H8V191H10V189H11V191H12V189L13 190H15V188H16V185L18 184V186L20 187V188H22L21 187V185L20 184H22L21 183V180H22V178H17L16 177V179H15V177L14 176H16V175H19V173H20V171H18V170H16L17 168L19 169V170H21L22 171V168H28L29 170H30V176H28L29 175V172L27 171L26 172V174H27V176H26V178H28V179H26L25 178V180L24 181H26L25 183H27V184H29L30 186L33 184H35L34 185V187H36V189L38 188V190L39 191H37V190H35V188H29V186H26V185H24V191H25V189H26V192L25 193H27V195L26 194H24V197H26V200H28V198L29 199H35L36 200V202H37V204L36 203H34L35 202V200H29L28 202H31L32 203V205L35 207L36 205H37V207H41V208H35L36 209V211L37 210H39L40 209V211H37V212H35L34 210V212H31V214H37V215H45V214H47L46 216H48V215H50V214H54L53 215V217H56V215L58 216V217H60L59 219L60 220H62V219H64V220H62L63 222H65L64 223V227L65 226H68V227H65L66 228V230H65V228H64V232L66 231V233H63V235L64 234H66V236L64 235V236H61V233H62V231H63V227H62V230H61V232H60V236H61V238H60V236L58 235L57 237H55L54 236V234L53 233H51V234H47L46 233V236L47 237H50L49 238V240H51L49 243H51L50 245H52L53 246V249L50 247V246H47V245H44V244H46V243H44L43 244V246H40V243H43V241H45V240H42L41 239V241L39 240V244L37 243V242H35V240H33V242L31 243V244H33V245H35V246H33V245H30V247L27 245L26 247L25 246H23L21 249H18V255L17 254H15L16 252L14 251V250H16V249H13V247L16 245V247L19 245H21V239H23V238H25L26 236H28V235H30V234H32L33 233V231H35V230H33V229H36V228H38L36 225H34V224H32V223H30V225L29 224H26L25 226L24 225H22V226H20L19 228H17V230H15V232H17L18 230V232L17 233H19V232H22V234L21 233H19V234H16V233H14V231L13 232H11V235L10 234H8L9 236H14V237H9V244L6 242V243H4L5 245V247L4 248H2V247H0L1 248V250H0V252L2 251V250H4V251H2L1 253H3L4 254V256L6 255H8V256H10V259L8 258V256L6 257V259L4 260V261H0V264H12V261H9V260H16V259H13L14 258V256H15V258H18L17 259V261H13V262H16V263H14V264H17V263H19V264H25L26 262V264H29L30 262H32L31 261V259H32V257H33V255L35 254V253H37L38 255H36L35 254V256L33 257V258H36V257H38L39 255H42L43 253H48V255H49V251H50V255L52 254V259L51 260H53L54 258H56V257H58L57 258V260L59 261V260H61V258L63 259V258H67L69 255V257L67 258V260H65V259H63V260H65V262L66 261H68V262H66L67 264H83V262H84V264H96V263H99V264H144L145 263V260L147 259V263L146 264H148V263H151V259L152 258H150V260L148 259L149 257H151V256H156L157 254H158V252H157V250H156V246L155 245H157L158 243H163V241H164V239L165 240H168L169 238H168V235H169V232L171 231L170 229H168V228H170V227H167V225H165L164 224V219H163V217H164V189H162V188H164V186L163 187H161V185H160V182L159 181H162V179H166V177H167V175H168V173H164V158H160L158 161H159V165L158 166H153L152 165V163L155 161V160H151V157L149 158L148 156H146V155H143V152L141 151V149L140 148H137V146H136V148L135 149H139L138 150V154H139V151H140V155H135L134 153H136V151H133V155H135L134 157H136L138 160H139V162L138 163H140L141 165L143 164V167L146 165V164H151V166H153V168L151 169V170H147L146 172H144L143 174H142V176L144 177L145 176V181L147 182V184H148V186H150V184H151V187H149V188H151L152 189V192H151V194H153V198H152V200H150L151 202V207H152V209L151 210H153V211H151L150 210V208H149V210L151 211H148V209H147V207H149L150 206V204H147V203H149L148 202V195L147 196H145L144 194V196L143 195H141V194H139L138 196H137V199H138V197H141V201L138 199V202H143V201H145L146 199H147V201H145V203L143 202L142 204H145V206H141V204L139 205L138 204V206L137 207H134L129 201V206H132V207H134V209H132L131 210V212L130 213H128V211L127 210H130V207H128L127 205H126V207H128V209H126V207L124 206V209H122V207H120V205L122 206V204H119V201L117 200L118 198H116V197H118L117 195V193H119V195H120V192L119 191H121L120 189H122V190H124L125 188H122V187H124V184H122L123 186L121 187V188H118V187H120V183L118 182V181H120V180H117V178L115 179V174H113V172L112 171H114V173H116L117 174V176L116 177H118V179H120V178H122L123 176H124V174L123 173H125L126 174V172H128V171H122L121 169H118V173H119V175H118V173H117V168H120V164H119V167H116V169L114 170H112V168H114L113 166H117L116 164H118V163H115V162H119V161H117L116 160V158H115V162L113 163V164H115V165H113L112 166V162L114 161V157H109V158H107L106 156H105V153L103 154V155H101L102 157H100V156H98V159H97V157H95V154H96V152H98V151H96L98 148L97 147H95L94 148V146H95V144L96 145H98L97 143H98V141H96L95 142V144H93L92 142H94V141H92L91 139H93L94 140V137H90L91 139H90V141H92L90 144L88 143V141H86L85 139L87 138V137H85L84 136V138L82 137V136H80V134L78 135V137L76 136V138H73V136H70L71 138L70 139H66V140H60V139H58L57 137H55V135L54 134H51V136L50 137H48V134H49V132H50V130H49V128H51V130L52 129H54V127L52 128V123L51 122H48L47 121V119H46V114H44V113H42L41 114V117L40 118H35V119H32V117L34 116V115H36L37 113L33 110V112H31V113H29L28 111V113L27 112H25V113H22V112H12L11 114H8V112H7V109H8V105H5V104H7V103H5ZM5 103V104H4ZM29 104V103H28ZM42 104V103H41ZM85 104V105H86ZM127 104H132V106H129V105H127ZM36 105V104H35ZM92 105V106H91ZM156 106L157 107V109L154 111V112H152L153 110H151V108H152V106ZM21 105H19L18 103L15 105V107L14 108H16L17 110L19 109V107H20ZM32 106V105H31ZM31 106H29V107H31ZM42 106V105H41ZM44 106V105H43ZM145 107V108H144ZM263 107V110H264V106H262ZM261 107V108H262ZM7 108V109H6ZM150 108V109H149ZM154 109H155V107H154ZM2 111H4V112H2ZM151 111V112H150ZM5 112H6V114H5ZM16 113V114H15ZM17 113H22L20 116H19V118H18V114ZM97 115H96V114ZM234 113V112H233ZM94 114H95V116H94ZM25 115V121L24 120H22L23 119V116ZM108 116V120H106V116ZM17 116V117H16ZM32 116V117H31ZM37 116V115H36ZM101 116H103V117H101ZM15 117V118H14ZM35 117V116H34ZM33 117V118H34ZM95 118V120H96V122H98L97 124H95V120H94V118ZM99 117V118H98ZM13 118V119H12ZM27 118V119H26ZM32 120H31V119ZM150 118H152L153 119V121H152V119H150ZM156 118V119H155ZM11 119V120H10ZM161 119H162V121H161ZM18 120H19V122H18ZM87 120V121H88ZM119 120V121H118ZM16 123V125H14V122ZM19 123H17V122ZM21 121H23V122H21ZM11 122H13V123H11ZM24 122H25V127L28 125V126H31V129H26L24 126H21V127H19L20 126V124L21 123H23V125H24ZM90 122V121H89ZM91 123V122H90ZM89 123V124H90ZM105 123V124H104ZM151 123V124H150ZM27 124V125H26ZM107 124V125H106ZM110 126H109V125ZM151 125V126H150ZM153 125H155L154 127H152ZM166 127H165V126ZM17 128V127H19V128H17L18 129V131H20V133H17L18 131H17V129H15V130H13V128H15V127ZM36 126V127H35ZM109 126V127H108ZM160 126V127H159ZM170 126V127H169ZM23 127V128H22ZM85 127H87L88 128V126H85ZM90 127V126H89ZM159 127V128H158ZM25 128V129H24ZM160 128H162V129H160ZM21 129V130H20ZM36 129V130H35ZM105 129H107V130H105ZM180 129L181 128H179L178 127V129H177V131H176V133H178V132H181V134H182V136H184V137H188V134L185 132V130L184 129H182L181 131H180ZM25 130H26V132H25ZM28 130H33V132H32V134H31V132L30 131H28ZM105 130V131H104ZM91 131V130H90ZM151 131V130H150ZM18 134H16V133ZM25 132V133H24ZM93 132V131H92ZM91 132V133H92ZM115 132V133H114ZM116 132L118 133V134H116ZM29 133V135L32 137V136H35V139H36V143L35 142H33V139L34 138H30L29 139V137H27L26 136V134H28ZM34 133V134H33ZM90 133V132H89ZM90 133V134H91ZM22 134H24V135H22ZM21 135H22V137L24 136L25 137V139H23V141H24V143L22 142V140H21ZM18 138H17V137ZM91 136V135H90ZM96 136V135H95ZM119 137V138H118ZM195 136H193V138H194ZM81 139V142L80 141H78L77 139ZM83 138V139H82ZM89 138V137H88ZM98 138H99V136H98ZM100 138H102L103 139V137H102V134L100 135ZM192 137L190 136V138L189 139H191ZM30 140L31 142H28L27 140ZM34 139V140H35ZM118 139V140H117ZM21 140V141H20ZM85 140V141H84ZM98 140V139H97ZM104 140V139H103ZM106 140V139H105ZM120 140V141H119ZM192 140V139H191ZM82 141H84L85 143H87L88 144V148H91V149H88L87 147H86V145L87 144H85L84 143V145L83 144H81L82 143ZM162 142H163V145H162V147H164V140H161ZM78 142V143H77ZM100 142H102V143H100L99 145H102V144H104L103 143V141L102 140H100ZM26 143V144H25ZM31 143H33V145L34 146H32V145H30L29 146V144H31ZM79 144H81V145H79ZM27 145V146H26ZM90 145V146H89ZM105 145V144H104ZM103 145V146H104ZM84 146H85V148H84ZM92 146H93V148L95 149H93L92 148ZM75 147H77V148H75ZM101 147V146H100ZM79 148L81 149V151H83V152H85V149L87 148L89 151V154L91 155V157L89 156V155H87V153L88 152H85V154L87 155V156H89V159L87 160V159H85L84 157H86V156H83L84 154H82L83 152H80V150H79ZM102 148V147H101ZM98 149L99 150V152H100V150H102V149ZM77 149H78V151L80 152H78L77 151ZM87 149H86V151H87ZM92 149H93V151L95 152H93L92 151ZM76 151H77V153H76ZM91 151V152H90ZM102 151H104V150H102ZM34 153V154H33ZM92 153H93V157H92ZM101 153V152H100ZM103 153V152H102ZM31 154H33L34 156H30ZM36 154V155H35ZM2 155H4L5 157H3ZM78 155H80L79 157H77ZM98 155V154H97ZM96 155V156H97ZM142 155V156H141ZM37 158H36V157ZM32 157H34V159L32 158ZM99 157H100V159L102 160H100L99 159ZM104 157H106L105 158V160L103 159ZM3 158H6V160H4L3 161ZM29 159V161L27 162V160ZM77 158H78V160H77ZM79 158H81V159H79ZM86 158H88V157H86ZM93 158H94V160H93ZM71 159V160H70ZM74 159V160H73ZM109 159V161H107ZM113 161H112V160ZM248 159H250V158H248ZM84 161V162H82V161ZM90 160V161H89ZM99 160V161H98ZM79 161H81L84 165V169H83V172H84V170H85V172H86V174L85 173H83V174H85V175H83V174H81V171H80V169L78 168V164L80 163ZM85 162H88L87 164L85 163ZM100 162V163H99ZM111 162V170L110 169H108L109 168V166H106V165H109V163ZM152 162V163H151ZM96 163H98V164H96ZM263 163V162H262ZM81 164V163H80ZM91 166H90V165ZM102 164V165H101ZM87 165V166H86ZM89 165V166H88ZM106 167H105V166ZM154 165H155V163H154ZM26 166V167H25ZM33 166V167H32ZM92 166H93V168H92ZM95 166V167H94ZM99 166V167H98ZM102 166L104 167V168H102ZM85 167H87L86 169H88V167H89V169L88 170H86L85 169ZM90 167H91V169H90ZM97 167V169H95ZM101 167V168H100ZM1 168V167H0ZM35 169L36 171H35V173H34V170L33 169ZM106 168V169H105ZM79 169V170H78ZM105 169V170H104ZM16 170V171H15ZM95 170H97V172L95 171ZM110 170V171H109ZM16 173H15V172ZM79 171V172H78ZM90 173H89V172ZM105 171H107V172H105ZM121 171V172H120ZM93 174H92V173ZM108 172H110V173H108ZM123 172V173H122ZM8 173V172H7ZM16 175H15V174ZM34 173V174H33ZM103 173H107L106 174V177L104 176V174ZM162 173H163V175H162ZM33 174V175H32ZM79 174H81L80 176L81 177H78V175ZM110 174V175H109ZM112 174V175H111ZM122 176H121V175ZM87 175V176H86ZM90 175V176H89ZM129 175V174H128ZM10 176V177H9ZM21 176H23V175H21ZM103 176V178H101ZM108 176V177H107ZM7 177V178H6ZM11 177H12V179H11ZM14 177V178H13ZM12 180H10V179ZM79 178H82V180H83V185L81 184L82 183V181H80L81 179H79ZM106 178V179H105ZM114 180H113V179ZM76 179V180H75ZM13 180H17V182H15V183H11V182H14ZM102 180H103V182H102ZM108 180V181H107ZM114 181V183H115V185L116 186H114V187H112V188H110V189H113L112 191H110V189H108L109 187H111V183H109V182H112V181ZM122 180V179H121ZM1 181H4V182H2V183H4L3 184V186H2V184H1ZM11 181V182H10ZM32 181H34V182H32ZM72 181V182H71ZM77 181V182H76ZM81 182V183H79V182ZM5 182H7V183H5ZM31 184H30V183ZM109 184H108V183ZM121 182V181H120ZM122 182H123V180H122ZM24 183V184H25ZM72 183V184H71ZM104 183V184H103ZM119 185H117V184ZM163 183H164V180H163ZM5 184H7L6 186H5ZM75 184V185H74ZM81 184V185H80ZM107 184V185H106ZM8 185H9V188H8ZM39 185V186H38ZM73 185V186H72ZM109 185V186H108ZM10 186H11V188H10ZM18 186H17V190L18 189H20V188H18ZM38 186V187H37ZM103 186V187H102ZM143 186H144V184H143ZM28 187V188H27ZM23 188H22V191H23ZM115 188H117L119 191H117V190H115ZM137 188H139V189H141L142 187L140 186V185H137ZM145 188V187H144ZM162 190H161V189ZM29 189H32V190H30V192L31 191H33V192H35L36 193V191H37V194H35V193H33V192H31V193H29ZM44 189V190H43ZM60 189V190H59ZM129 189V188H128ZM101 190V191H100ZM105 190H106V192H105ZM2 191V190H1ZM104 191V192H103ZM117 191V192H116ZM151 191V190H150ZM46 192V193H45ZM48 192V193H47ZM111 192V193H110ZM122 192V191H121ZM124 192V191H123ZM31 194V196H29V194ZM38 193H40V195L38 194ZM113 193V194H112ZM116 193V194H115ZM49 194V195H48ZM51 194H52V197H51ZM134 194V193H133ZM138 193H136V195H137ZM149 194V193H148ZM34 195H36L38 198H36V197H33ZM100 195H102V196H100ZM110 195V196H109ZM116 195V196H115ZM40 196V197H39ZM42 196H43V198H42ZM49 198H48V197ZM115 196V197H114ZM144 197V199H143V197ZM28 197V198H27ZM100 197V198H99ZM106 197V198H105ZM114 197V198H113ZM51 198H53V199H55V201L57 202V203H59V204H56V202L55 203H53L54 201H52L53 199H51ZM102 198V199H101ZM112 198V199H111ZM146 198V199H145ZM41 199H43V201H44V203H43V201L41 200ZM46 199V200H45ZM50 199H51V202H50ZM104 199V200H103ZM42 202H41V201ZM48 200H49V202H50V204L52 205H57V207H55V206H50L48 203ZM101 200V201H100ZM113 200V201H112ZM114 200H116V201H114ZM154 200V201H153ZM46 201L48 202L47 203V205H46ZM118 201V202H117ZM42 203V205H40L41 203ZM101 202V203H100ZM107 202V203H106ZM34 203V204H33ZM64 203V204H63ZM109 203V204H108ZM28 205H29V203H27ZM65 204L67 205V207L69 208V210L70 211H68V209H65L64 207H65ZM131 204V205H130ZM155 204V205H154ZM32 205H29L30 207H33ZM49 205V208L50 209H48V211H46V209H47V207H45V206H48ZM147 205H149V206H147ZM59 206V207H58ZM64 206V207H63ZM103 206V207H102ZM136 206V205H135ZM154 206H156V207H154ZM159 206V207H158ZM55 207V208H54ZM62 207V208H61ZM110 207V208H109ZM141 208L142 207V209L144 210V208H145V210L147 211V213L148 212H150L151 213V216L149 215V214H146L147 216H146V220H148L149 222H150V224H152V225H148L147 227H146V229L147 230H145L144 229V227H142V226H139V225H137L139 222H142V221H140L141 219H143V220H145V216L144 215H141V214H144V213H142L143 212V210L142 209H139V208ZM45 208V209H44ZM57 208V209H56ZM74 208V209H73ZM107 208V209H106ZM33 209V208H32ZM54 209H56V210H58V212L56 213V210H54ZM62 209V210H61ZM67 210V211H65V210ZM72 209H73V211H72ZM75 209L77 210V211H75ZM157 209V210H156ZM159 209H160V212H159ZM41 210L43 211V213L41 212ZM64 210V211H63ZM103 210H105V213L103 212ZM106 210L108 211V212H106ZM121 210V211H120ZM134 210V211H133ZM142 211V212H139V211ZM30 211H31V209H30ZM46 211V212H45ZM61 212V215H59L60 214V212ZM97 211V212H96ZM146 211H144V212H146ZM155 211V212H154ZM28 212H29V210H28ZM39 212L41 213V214H39ZM48 212H50V214L48 213ZM64 212H66V214L64 213ZM69 213H70V215H69ZM73 213V216L75 217V215H76V217L74 218V219H69L72 215ZM97 213V214H96ZM103 213V214H102ZM127 214V216H126V214ZM131 213H132V215H131ZM29 214V213H28ZM27 214V215H28ZM31 214H29L28 216H30V217H33ZM106 214H107V216H106ZM118 214V215H117ZM124 214V215H123ZM139 214V215H138ZM78 215H80V216H78ZM99 215V216H98ZM114 215V217L112 218V216ZM131 217H130V216ZM152 215H153V218H152ZM159 215V216H158ZM163 215V216H162ZM61 216H64V217H66V218H62ZM70 216V217H69ZM72 216V217H73ZM101 216H104V218L105 217H107L106 218V220L103 218V217H101ZM136 216H139V219L136 217ZM142 216H144L143 218H140V217H142ZM150 216V217H149ZM69 217V218H68ZM77 217H79L78 219H77ZM112 218V220L110 219V218ZM128 217V218H127ZM130 217V218H129ZM136 217V218H135ZM101 218H103L104 220H102ZM117 218V219H116ZM118 218H119V220H118ZM122 218V219H121ZM66 219V220H65ZM69 219V220H68ZM128 219V220H127ZM134 219V220H133ZM150 219V220H149ZM71 220V221H70ZM78 220V221H77ZM110 220V221H109ZM114 220V221H113ZM127 220V222H125ZM130 220H132V222L130 221ZM138 220V221H137ZM151 220H153V222H151ZM71 222V223H69V225H70V228H69V225H68V223L67 222ZM74 223H73V222ZM75 221H77V223L75 222ZM82 221V223L83 224H81L80 223V225H79V227H77L78 225V223L79 222H81ZM87 223H85V222ZM92 222L93 224L92 225H94V228H96L97 230H98V232L92 227V225L90 224V222ZM103 221V222H102ZM108 221H109V223H108ZM113 221V222H112ZM118 221V222H117ZM135 221V222H134ZM96 222V223H95ZM107 222V223H106ZM111 222V223H110ZM138 222V223H137ZM84 223H85V225H84ZM116 223V224H115ZM119 223V224H118ZM132 223V224H131ZM135 223H137V224H135ZM89 224V225H88ZM82 225V226H81ZM86 225H87V227H86ZM91 225V226H90ZM96 225V226H95ZM110 225V226H109ZM129 225V226H128ZM136 225H137V227H136ZM28 226H30V227H28ZM33 226V227H32ZM73 226H75L76 228H74ZM83 226H85V228L83 227ZM105 226V227H104ZM107 226H108V228H107ZM135 226V227H134ZM153 226V227H152ZM164 226V227H163ZM166 226V227H165ZM21 227H23L24 229H21ZM82 227V228H81ZM88 227H90V228H88ZM100 229H99V228ZM160 228V229H158V228ZM25 228H27V229H25ZM31 228V229H30ZM42 228V227H41ZM71 228H73V230L75 229V231L77 232V230L78 229H80V230H78V232L80 233V237L78 236L79 234L78 233H76L75 231H72V229ZM106 228V229H105ZM110 228V229H109ZM151 228V229H150ZM162 228L164 229V228H166V229H164V230H162ZM71 229V230H70ZM92 229V230H91ZM94 229V230H93ZM149 229V230H148ZM21 230V231H20ZM23 230H25V231H23ZM68 230H70V231H68ZM128 230V231H127ZM151 230V231H150ZM156 230H157V233H156ZM166 230H168V231H166ZM27 231V232H26ZM83 231H84V233H83ZM87 231V232H86ZM100 231V232H99ZM163 231H164V234H163ZM28 232H32V233H28ZM68 232V233H67ZM71 232H75L73 235H72V233ZM116 232V233H115ZM138 232V233H137ZM151 232V233H150ZM70 233V236H68L67 234H69ZM104 233V234H103ZM120 233V234H119ZM161 233V234H160ZM165 233H167V234H165ZM12 234H14V235H12ZM24 234V235H23ZM42 234H43V236H45V233H41L40 234V236H42ZM78 234V235H77ZM81 234H83L82 236H81ZM84 234H85V236L86 237H88L87 239L91 242V243H94V247L96 248H94V247H92L93 245H91L90 243H89V241H87V239H86V241L84 240V239H82V238H84L85 236H84ZM100 234V235H99ZM135 234V235H134ZM137 234V235H136ZM144 234V235H143ZM163 234V235H162ZM17 235V236H16ZM21 235V237L19 238V236ZM72 235V236H71ZM74 235H77V236H74ZM89 235V236H88ZM139 235V236H138ZM158 235V236H157ZM17 237V239H16V237ZM52 236V237H51ZM67 236H68V240H67ZM107 236V237H106ZM127 238H126V237ZM133 236V237H132ZM160 236V237H159ZM165 236V237H164ZM63 237V238H62ZM72 238V240H71V238ZM75 237H77V238H75ZM78 237H79V239L81 238L82 240H80L81 241V243H80V241H79V239H78ZM90 237V238H89ZM103 239H102V238ZM110 239H109V238ZM116 237V238H115ZM120 237V238H119ZM122 237V238H121ZM131 237V238H130ZM149 237V238H148ZM156 237V238H155ZM170 238L171 237H173V236H169ZM13 238L15 239V241H16V244H14V242L15 241H13ZM51 238H53V239H51ZM59 238V239H58ZM73 238H75L74 240H73ZM114 238H115V240H114ZM19 239V240H18ZM57 239V240H56ZM61 239V240H60ZM65 239V240H64ZM93 240V241H91V240ZM97 240V241H95V240ZM105 239V240H104ZM129 239V240H128ZM7 240V241H8ZM18 240V241H17ZM37 240V239H36ZM48 240V241H49ZM54 240V241H53ZM99 240V241H98ZM108 240H109V242H108ZM121 240V241H120ZM148 240H150V241H148ZM152 240V241H151ZM154 240H155V242H154ZM159 240V241H158ZM38 241V240H37ZM57 241V242H56ZM69 241V243H67ZM73 243H72V242ZM76 241V242H75ZM77 241H78V243H80V244H78L77 243ZM85 241V242H84ZM158 241V242H157ZM169 241V240H168ZM167 241V242H168ZM35 242V243H34ZM47 242V241H46ZM87 244V247H86V245L84 244ZM103 242L105 243V244H103ZM142 242H143V244H142ZM10 243H12V244H10ZM96 243V244H95ZM102 243V244H101ZM3 244V243H2ZM14 244V245H13ZM63 244H67L66 246L67 247H65ZM90 244V246H88ZM108 246H107V245ZM155 244V245H154ZM8 245H11L10 246V248H9V246ZM71 245V246H70ZM96 245H98V246H96ZM107 247H106V246ZM19 246L17 247V248H19ZM61 246V247H60ZM73 246H75V247H73ZM85 248L84 250H83V247ZM103 246H105L106 248L105 249H102V248H104ZM28 247H29V250H27L28 249ZM46 247V248H45ZM57 247V248H56ZM60 247V248H59ZM73 247V248H72ZM90 247H92L91 248V250H95V253L93 252V256H91L92 254H91V252H89V256H91V258L87 255V254H84L85 252L87 253V251H86V248H88V249H90ZM149 247H152V248H150V249H148ZM15 248V247H14ZM25 248H27V249H25V251H24V249ZM48 248V249H47ZM50 248V249H49ZM76 248H78V249H81V252H80V250H79V252H80V254H79V252H78V250L76 249ZM98 248V249H97ZM5 249H7L6 251H5ZM43 249H44V251H43ZM57 249V250H56ZM60 249H63L62 251L60 250ZM75 249V250H74ZM100 249V250H99ZM101 249H102V253L100 252L101 251ZM139 249H140V251H139ZM144 249V250H148L149 252L147 253V254H144L143 255V253L145 252L144 250H143V252H141L142 250ZM8 250H13L12 252H13V257H12V255L10 254V253H12L11 251H8ZM46 250H48V251H46ZM54 250V251H53ZM59 250V251H58ZM72 250V251H71ZM77 250V251H76ZM93 250V251H94ZM97 250H99V251H97ZM104 250H106V251H108V252H106V251H104ZM151 250V251H150ZM157 252H155V251ZM163 250H164V248H163ZM23 251V252H22ZM31 251V252H30ZM68 251H70V252H68ZM121 251V252H120ZM153 251H154V253H153ZM176 251L178 252V248L176 249ZM5 252V253H4ZM41 252H42V254H41ZM67 252L69 253V254H67ZM71 252H72V254H73V256H72V254H71ZM78 252V254L80 255V256H78V255H76L75 253H77ZM96 252H97V254H96ZM99 252V253H98ZM139 252H141L140 254H139ZM152 252V253H151ZM175 252V251H174ZM0 253V256H2V254ZM53 253H54V255H53ZM74 254L76 255V256H74ZM102 254V255H101ZM120 254H122V255H120ZM155 254V255H154ZM175 254H176V252H175ZM17 255V256H16ZM27 255V256H26ZM30 255V256H29ZM49 255V256H50ZM98 255V256H97ZM158 255H160V254H158ZM157 255V258L158 259H156V257L153 259V260H155L156 259V261L154 262V263H156L157 264V260H158V262L159 261H161V259L163 260L164 258H166V257H162L161 256V258H160V256H158ZM163 256H164V251H163V254H162ZM25 256V257H24ZM32 256V257H31ZM60 256V257H59ZM96 258H95V257ZM149 256V257H148ZM29 258V260H28V258ZM72 259H71V258ZM83 257V258H82ZM99 257H101V258H99ZM23 258V259H22ZM25 258V259H24ZM60 258V259H59ZM75 259V261H74V259ZM87 258V260H85ZM88 258H90L91 260H93V261H91V260H89ZM97 260L98 258V260H97V262H94V260L95 259ZM7 259H8V261H7ZM84 259V260H83ZM101 259V260H100ZM160 259V260H159ZM19 260V261H18ZM26 260V261H25ZM33 260V259H32ZM57 260H56V262H57ZM89 260V261H88ZM153 260H152V262H153ZM166 260V259H165ZM22 261H24V262H22ZM71 261V262H70ZM73 261V262H72ZM143 261H144V263H143ZM35 262V261H34ZM60 262V261H59ZM62 262V261H61ZM64 262V261H63ZM91 262V263H90ZM93 262V263H92ZM130 262V263H129ZM142 262V263H141ZM154 263H152V264H154ZM160 264H163L164 263V260H163V263L162 262H159ZM158 263V264H159Z\"/></svg>",
  "mask_w": 264,
  "mask_h": 264
},
{
  "label": "crops",
  "instance_id": "obj_3",
  "mask_svg": "<svg viewBox=\"0 0 264 264\" xmlns=\"http://www.w3.org/2000/svg\"><path fill=\"white\" fill-rule=\"evenodd\" d=\"M197 138H200V137L197 136ZM193 139H195V138H193ZM205 140L206 139L200 138V141H198L199 143L196 146L207 145L209 147V145H211V142L216 140V139H210V140L208 139V140H206V142H205ZM262 141H264V137L262 138ZM194 143H195V141H194ZM208 143H209V145H208ZM219 143H223V142L220 141ZM244 148H249V147L248 146L242 147V149H244ZM225 150L227 151V149H225ZM246 156L250 157L251 161L253 162V164H252L253 165V174H252L253 178L251 181L252 185H250V188H249L250 190H249V203H248V205H250L249 210L251 211V214H249V215H250V218L252 219L251 220L252 234H249L248 236H246V238L242 236L241 237L242 240L240 242L244 243L246 240H247V242H246L247 244L250 242V244L248 245V247H249L248 252L251 251L250 254H252L253 256L255 255L254 257H256L258 262H260L261 260L264 259V257L262 255V249H260V246H259L260 240L258 237H256L255 233H256V231L259 232L260 229H264V207H262V206H264V165L262 163V162H264V152H261V150L258 151V149L256 151L250 150V151H246ZM253 179H254V182H253ZM261 222H262L263 226L261 225ZM259 223H260V225H259ZM257 238H258V240H257ZM252 249L253 250L255 249V250L253 251Z\"/></svg>",
  "mask_w": 264,
  "mask_h": 264
}]
</instances>
